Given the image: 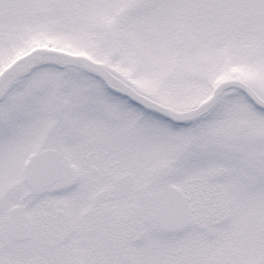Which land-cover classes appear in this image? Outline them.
Returning a JSON list of instances; mask_svg holds the SVG:
<instances>
[{"label": "snow or ice", "instance_id": "6c2138e0", "mask_svg": "<svg viewBox=\"0 0 264 264\" xmlns=\"http://www.w3.org/2000/svg\"><path fill=\"white\" fill-rule=\"evenodd\" d=\"M0 264H264V0H0Z\"/></svg>", "mask_w": 264, "mask_h": 264}]
</instances>
